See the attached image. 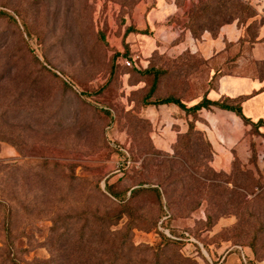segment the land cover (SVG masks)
<instances>
[{
    "label": "rangeland",
    "instance_id": "374dc122",
    "mask_svg": "<svg viewBox=\"0 0 264 264\" xmlns=\"http://www.w3.org/2000/svg\"><path fill=\"white\" fill-rule=\"evenodd\" d=\"M166 2L154 30L163 0H0V264H264V134L219 166L199 113L149 104L212 84L174 24L255 40L264 0Z\"/></svg>",
    "mask_w": 264,
    "mask_h": 264
},
{
    "label": "crops",
    "instance_id": "0c3cea01",
    "mask_svg": "<svg viewBox=\"0 0 264 264\" xmlns=\"http://www.w3.org/2000/svg\"><path fill=\"white\" fill-rule=\"evenodd\" d=\"M166 5V0H163L159 6H163L161 9L164 11L157 15L151 14L146 26L160 30V25L167 23L170 15L169 9L164 8ZM174 7L175 14L178 6ZM175 25L171 27L172 31L175 36L185 33V42H181L174 50H190L199 54L208 62L211 71L209 82L212 84L208 90L197 97L184 98L182 102L187 107H192L205 97L211 101L240 100L246 117L253 122L264 120V72L259 68L264 64V25L259 29L255 40L246 37V28L239 25L238 21L222 26L216 36L207 31L202 40L190 37L185 28H176ZM179 86L186 84L175 83L174 92L178 91ZM159 111L179 113L178 117L186 115V111L175 104L161 106ZM198 113L200 119L196 123L197 128L204 131L215 149L216 165H227L228 161L230 163L235 152L245 159L243 155L249 150L247 133L252 128L250 125H246L235 112L216 107L202 109ZM177 118L174 116L173 120L176 121ZM259 131L264 134V127Z\"/></svg>",
    "mask_w": 264,
    "mask_h": 264
},
{
    "label": "trees",
    "instance_id": "16d2710c",
    "mask_svg": "<svg viewBox=\"0 0 264 264\" xmlns=\"http://www.w3.org/2000/svg\"><path fill=\"white\" fill-rule=\"evenodd\" d=\"M2 16H8L12 21L17 22L15 17L11 16L6 11L0 10V17H2ZM128 31L133 32V31H135V29L133 27H130L128 29ZM44 69L48 72H51V70L47 66H44ZM146 72H148V71H146ZM55 76L58 77L57 74H55ZM156 79H157V76L155 78V82H154V84L150 90L149 95L146 97L147 100L156 91ZM66 85L69 86L68 83H66ZM149 104L154 105V106L175 104V105L179 106L181 109L185 110L188 115H195L199 111H201L202 109H211L213 107H216V108H220L223 110L235 112L239 117H241L244 120L246 125H250L258 131L260 130V128L264 127V120H259L258 122H253L250 118H248L244 115L243 109H242V103L240 100H238V101H230V100L211 101L207 97H205L198 104H196L192 107H187V105L185 103H183L180 99L170 96V97H166V98L152 100ZM195 128H196L195 124L193 122H191L189 124V129L191 131H194ZM154 189L156 190L157 193H160L158 188H154ZM133 192H135V191H132V193ZM109 193L111 194V192H109ZM118 237L120 239L122 238L123 241L129 240V234L128 233H126L124 236L118 235ZM173 246H175V242L171 238H168L167 236L162 234V239H161L160 244L158 245L157 250H159L162 254L165 255L168 250L169 251L173 250Z\"/></svg>",
    "mask_w": 264,
    "mask_h": 264
},
{
    "label": "built area",
    "instance_id": "2783aa9c",
    "mask_svg": "<svg viewBox=\"0 0 264 264\" xmlns=\"http://www.w3.org/2000/svg\"><path fill=\"white\" fill-rule=\"evenodd\" d=\"M135 58L133 56L126 57L124 59V64L127 65L128 67H132L134 64Z\"/></svg>",
    "mask_w": 264,
    "mask_h": 264
}]
</instances>
